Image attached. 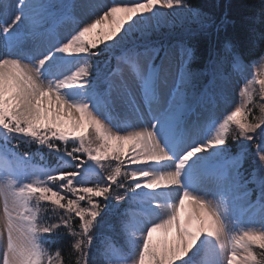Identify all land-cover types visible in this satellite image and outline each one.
Instances as JSON below:
<instances>
[{
    "label": "snow or ice",
    "instance_id": "1",
    "mask_svg": "<svg viewBox=\"0 0 264 264\" xmlns=\"http://www.w3.org/2000/svg\"><path fill=\"white\" fill-rule=\"evenodd\" d=\"M192 19L215 24L191 0H0V264H264V78L234 102L244 52L192 67L166 36Z\"/></svg>",
    "mask_w": 264,
    "mask_h": 264
},
{
    "label": "trees",
    "instance_id": "2",
    "mask_svg": "<svg viewBox=\"0 0 264 264\" xmlns=\"http://www.w3.org/2000/svg\"><path fill=\"white\" fill-rule=\"evenodd\" d=\"M259 0H191V3L199 8L205 16H210L215 20V24L207 26V22H196L188 20H178L175 30L166 33V36L172 38L173 44L185 43L189 47L194 48L195 54L191 62L192 67L198 65H207L217 57L218 53L223 52V44L225 38H231L234 44L240 46L244 52V63L247 67L250 62L257 61L258 53L264 44L253 48L249 42L251 36V29L259 31L264 21L258 19L260 12L259 7L254 5L258 4ZM221 21H226L221 23ZM175 59L178 62L180 59L179 47L175 50ZM257 79L264 78V75L258 76ZM256 94L254 95V102L256 107L253 108L249 116L251 121L253 116H259V104L264 103L259 96V86L255 85ZM247 107L252 108L253 105L249 104ZM95 147V145H93ZM72 145L69 144V148ZM30 150L36 152V146L32 145L30 149L21 148L20 151ZM41 156L44 159H41ZM33 162L38 165L47 163L49 166H55L57 163L56 157L50 155L45 150L43 153L34 157ZM114 167V165H113ZM124 168H122V172ZM115 203V201H113ZM123 203V202H122ZM124 207H128L126 204ZM65 248V256H67V245L69 241L64 240L61 242Z\"/></svg>",
    "mask_w": 264,
    "mask_h": 264
},
{
    "label": "rangeland",
    "instance_id": "3",
    "mask_svg": "<svg viewBox=\"0 0 264 264\" xmlns=\"http://www.w3.org/2000/svg\"><path fill=\"white\" fill-rule=\"evenodd\" d=\"M191 21L201 22L200 20H195V19H192ZM89 22H91V21H89ZM177 23H178V21L176 22V24ZM101 27H103V26H98V28H101ZM94 32H95V30H94ZM249 73H256V74H258V76H260V73H264V59H258L254 64H252L251 67H249V66L245 67L244 76L243 77H237V79L233 82L232 91H231V99L234 102H236V103H238L239 99H240V97H239V89L243 86V83L245 82V80L247 78H251L249 76ZM65 123H66L67 126L70 127L71 124H72L71 118L70 117L66 118L65 119ZM81 131H87V127L86 126L82 127ZM130 144H131V142H125L126 150H127V147L130 146ZM132 210L135 211L136 209L133 208ZM0 216H2V210H0ZM155 235L158 238H163L164 237V233L163 232H158ZM174 236H175V230L173 229L171 232H169L167 234V239L169 241H171L174 238Z\"/></svg>",
    "mask_w": 264,
    "mask_h": 264
}]
</instances>
